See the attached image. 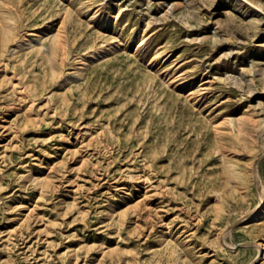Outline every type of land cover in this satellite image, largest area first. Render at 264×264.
<instances>
[{"label": "rangeland", "instance_id": "374dc122", "mask_svg": "<svg viewBox=\"0 0 264 264\" xmlns=\"http://www.w3.org/2000/svg\"><path fill=\"white\" fill-rule=\"evenodd\" d=\"M262 203L264 0H0V264H264Z\"/></svg>", "mask_w": 264, "mask_h": 264}, {"label": "bare ground", "instance_id": "6f19581e", "mask_svg": "<svg viewBox=\"0 0 264 264\" xmlns=\"http://www.w3.org/2000/svg\"><path fill=\"white\" fill-rule=\"evenodd\" d=\"M235 1V0H234ZM116 9V8H115ZM99 11V10H98ZM87 17V16H86ZM97 17V16H96ZM94 18V17H93ZM96 19V18H95ZM54 30V29H53ZM8 28H4V31H3V37L6 39L7 38V33H8ZM52 31V30H51ZM46 33V32H45ZM41 35V34H40ZM24 36V35H23ZM44 36V35H43ZM31 39V38H30ZM55 44H56V40H53V48H55L54 46H55ZM19 45V44H18ZM32 45V44H31ZM112 45V44H111ZM23 46V45H22ZM98 53V52H97ZM87 59V58H86ZM87 61V60H86ZM50 63V62H49ZM82 63H84L83 61H82ZM88 63V62H87ZM78 69V68H77ZM163 71V70H162ZM167 72V71H166ZM71 77V76H70ZM68 78V77H67ZM167 80V79H166ZM169 80V79H168ZM190 82V81H189ZM173 83V82H172ZM13 84V83H12ZM177 84V83H176ZM171 86V85H170ZM188 86V85H187ZM175 87H176V85H175ZM190 88V87H189ZM17 94V93H16ZM197 95V94H196ZM188 97V96H187ZM193 97V96H192ZM194 98V97H193ZM24 105V104H23ZM194 105V104H193ZM16 106V105H15ZM19 106V105H18ZM21 107V106H20ZM25 107V106H24ZM23 109V108H22ZM236 178V177H235ZM258 201H260V199L258 200ZM261 203V202H260ZM264 208V203H262V204H260L259 205V207L255 210V216L256 215H258L259 213H260V211H258L257 212V210H259V209H263ZM264 211V210H263ZM252 215H254V214H252ZM254 218H256V217H254ZM252 220V219H251ZM261 243V242H260ZM258 246V245H257ZM258 249H259V246H258Z\"/></svg>", "mask_w": 264, "mask_h": 264}]
</instances>
